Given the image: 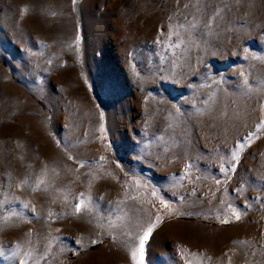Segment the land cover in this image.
<instances>
[{
    "label": "rangeland",
    "instance_id": "rangeland-1",
    "mask_svg": "<svg viewBox=\"0 0 264 264\" xmlns=\"http://www.w3.org/2000/svg\"><path fill=\"white\" fill-rule=\"evenodd\" d=\"M149 228L144 264H264V0H0V264Z\"/></svg>",
    "mask_w": 264,
    "mask_h": 264
},
{
    "label": "snow or ice",
    "instance_id": "snow-or-ice-1",
    "mask_svg": "<svg viewBox=\"0 0 264 264\" xmlns=\"http://www.w3.org/2000/svg\"><path fill=\"white\" fill-rule=\"evenodd\" d=\"M83 204H84V202L81 201V204L77 206V211H79L81 209ZM236 218L239 219V216L237 215ZM151 231H152V229L149 228L148 232L140 240V243H139V259L138 260L136 259V253L135 252L132 253V257L135 260V264H144V242L148 240Z\"/></svg>",
    "mask_w": 264,
    "mask_h": 264
}]
</instances>
